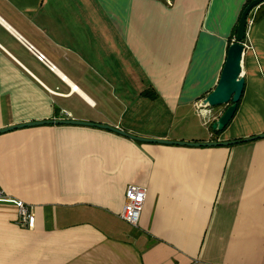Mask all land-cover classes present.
Returning a JSON list of instances; mask_svg holds the SVG:
<instances>
[{"label": "crops", "instance_id": "0c3cea01", "mask_svg": "<svg viewBox=\"0 0 264 264\" xmlns=\"http://www.w3.org/2000/svg\"><path fill=\"white\" fill-rule=\"evenodd\" d=\"M247 1L0 0V129L75 120L178 142L264 134L258 8L233 120L215 135L207 121L226 106L212 118L196 108L220 80ZM0 185V264H264V139L192 148L24 128L0 134ZM129 185L147 190L136 228L120 219ZM17 203L34 208V228Z\"/></svg>", "mask_w": 264, "mask_h": 264}, {"label": "water", "instance_id": "95a60500", "mask_svg": "<svg viewBox=\"0 0 264 264\" xmlns=\"http://www.w3.org/2000/svg\"><path fill=\"white\" fill-rule=\"evenodd\" d=\"M263 4H264V0H254L245 9L238 24L235 42H233L229 47L220 80L214 91H212L204 99V105L207 106L208 108L213 109L223 106L227 107L225 112L212 125V130L215 132H223L229 126V124L231 123L237 112L238 104L241 101L245 88V80L242 78L241 74H242V57L245 50L244 41L246 39V32L248 25L247 20L248 17L251 15L252 11ZM46 125H65V126L98 128L116 133L118 135L127 137L131 140L141 143L160 144L166 146L192 147V148L227 147L237 144L248 143L259 139H264V134L254 138L244 139L240 141H231V142L213 141V142L195 143V142H178V141H166V140H158V139H146V138L133 136L118 128L111 127L108 125L75 121V120H58V121L25 123L21 125L0 129V134L11 132L14 130L24 129V128L46 126Z\"/></svg>", "mask_w": 264, "mask_h": 264}, {"label": "built area", "instance_id": "2783aa9c", "mask_svg": "<svg viewBox=\"0 0 264 264\" xmlns=\"http://www.w3.org/2000/svg\"><path fill=\"white\" fill-rule=\"evenodd\" d=\"M250 17V16H249ZM248 17V18H249ZM250 19V18H249ZM247 20V23L251 24L253 22L252 19ZM37 59L39 61H43L44 57L42 55H38ZM201 109H205L206 112L211 111V108H208L204 105V102L199 106ZM63 117H69L70 114L66 111L62 112ZM65 119V118H61ZM147 190L144 187L129 185L125 192L124 204L121 209L120 219L130 225L131 227L136 228L138 226L140 216L144 209L145 201H146ZM7 198V194L5 193L3 187L0 185V201H5ZM18 206V216L20 220L24 221L29 228H34L35 217L33 207H28L23 203H17Z\"/></svg>", "mask_w": 264, "mask_h": 264}, {"label": "trees", "instance_id": "16d2710c", "mask_svg": "<svg viewBox=\"0 0 264 264\" xmlns=\"http://www.w3.org/2000/svg\"><path fill=\"white\" fill-rule=\"evenodd\" d=\"M252 1H254V0H248V1H247L246 5H245V7H244V9H243L242 15H243L245 9L250 5V3H251ZM242 15H241V17H242ZM263 15H264V4L261 5L260 7H258L257 12H256V15H255V17H254V21H258ZM240 19H241V18H240ZM236 31H237V28H236ZM214 134H215V135H220L221 133H220V132H214Z\"/></svg>", "mask_w": 264, "mask_h": 264}, {"label": "rangeland", "instance_id": "374dc122", "mask_svg": "<svg viewBox=\"0 0 264 264\" xmlns=\"http://www.w3.org/2000/svg\"><path fill=\"white\" fill-rule=\"evenodd\" d=\"M198 105L200 106L201 103H198V104L196 105V108L199 109V106H198ZM225 108H227V107H225ZM214 109H215V108H213V109L211 108V109H210L211 111H209V112L204 111L203 114H207L208 118H212L210 115H213V116H214V115H215V116L217 115V112L215 113ZM217 109L220 110V107H219V108H216V111H217ZM221 109H222V108H221ZM214 113H215V114H214ZM213 118H214V117H213ZM219 118H220V117H219ZM219 118H218V119H219ZM218 119H216L215 121H217ZM215 121H214V122H215ZM207 122H208V124H210V125H213V123H214V122H211V121H207Z\"/></svg>", "mask_w": 264, "mask_h": 264}, {"label": "bare ground", "instance_id": "6f19581e", "mask_svg": "<svg viewBox=\"0 0 264 264\" xmlns=\"http://www.w3.org/2000/svg\"><path fill=\"white\" fill-rule=\"evenodd\" d=\"M73 90L78 92L80 95H82L89 103L93 104L91 100H89L77 87H75L74 85H72Z\"/></svg>", "mask_w": 264, "mask_h": 264}]
</instances>
